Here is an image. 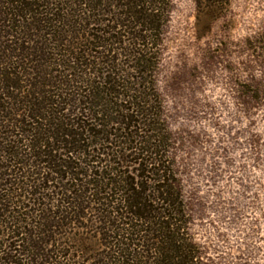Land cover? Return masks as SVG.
I'll return each mask as SVG.
<instances>
[{"label":"trees","instance_id":"1","mask_svg":"<svg viewBox=\"0 0 264 264\" xmlns=\"http://www.w3.org/2000/svg\"><path fill=\"white\" fill-rule=\"evenodd\" d=\"M171 13L0 0V264H204L157 85Z\"/></svg>","mask_w":264,"mask_h":264},{"label":"rangeland","instance_id":"2","mask_svg":"<svg viewBox=\"0 0 264 264\" xmlns=\"http://www.w3.org/2000/svg\"><path fill=\"white\" fill-rule=\"evenodd\" d=\"M171 2L157 85L190 233L204 264H264V0Z\"/></svg>","mask_w":264,"mask_h":264}]
</instances>
